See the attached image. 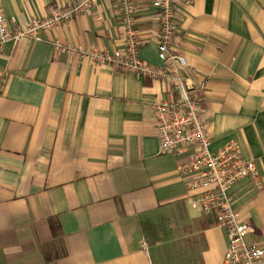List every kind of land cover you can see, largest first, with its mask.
Segmentation results:
<instances>
[{
    "label": "crops",
    "instance_id": "obj_1",
    "mask_svg": "<svg viewBox=\"0 0 264 264\" xmlns=\"http://www.w3.org/2000/svg\"><path fill=\"white\" fill-rule=\"evenodd\" d=\"M76 0H0L8 32ZM155 0H134L138 57L162 66ZM172 50L211 151L236 142L260 183L228 190L247 244L264 248V10L254 0H176ZM115 0L36 40L0 45V264H222L228 239L189 204L180 160L158 153L153 106L172 86L112 70L81 50L123 53ZM205 85L201 90V86Z\"/></svg>",
    "mask_w": 264,
    "mask_h": 264
},
{
    "label": "built area",
    "instance_id": "obj_2",
    "mask_svg": "<svg viewBox=\"0 0 264 264\" xmlns=\"http://www.w3.org/2000/svg\"><path fill=\"white\" fill-rule=\"evenodd\" d=\"M97 1L76 0L66 7L51 5L45 17L31 20L24 28L12 32L4 26L0 13V45L24 38L36 40L40 32L68 23L88 12ZM115 1L123 31L122 54L81 50L57 41L52 43V48L56 53L78 54L112 70L172 86L175 97L163 99L153 106L158 153L180 160L176 173L193 193L189 204L204 216H214L215 224L225 230L228 246L222 264H264V248L245 242L251 228L239 222V215L228 196V190L245 178H250L255 187L260 188L256 166L253 161L243 158L234 141L227 142L219 151H211L206 122L195 95L198 87L184 76L185 59L172 50L177 31L176 0H155L152 4L158 12L157 51L162 60L161 67L147 64L138 57L140 43L134 0ZM182 2L190 5L192 0ZM204 87L203 84L200 89Z\"/></svg>",
    "mask_w": 264,
    "mask_h": 264
},
{
    "label": "water",
    "instance_id": "obj_3",
    "mask_svg": "<svg viewBox=\"0 0 264 264\" xmlns=\"http://www.w3.org/2000/svg\"><path fill=\"white\" fill-rule=\"evenodd\" d=\"M264 10V0H254Z\"/></svg>",
    "mask_w": 264,
    "mask_h": 264
}]
</instances>
